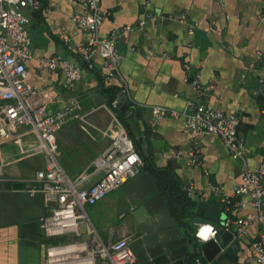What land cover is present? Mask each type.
I'll return each instance as SVG.
<instances>
[{
  "label": "crops",
  "instance_id": "0c3cea01",
  "mask_svg": "<svg viewBox=\"0 0 264 264\" xmlns=\"http://www.w3.org/2000/svg\"><path fill=\"white\" fill-rule=\"evenodd\" d=\"M41 2L40 11L25 10L30 21L33 52V59L27 63L28 82L43 91L48 110L54 113L65 107L72 93L61 86L64 72L42 70L38 59L60 55L69 62L81 64L90 34L74 21L75 15L84 13V4L76 0ZM102 6L109 14L101 35L108 37L113 31L120 35L121 71L128 82L130 107L138 110L130 126L138 138L136 123L141 132L148 133L147 139L157 141L155 147L141 142L145 163L172 170L183 188L192 183L199 193L191 199L193 206L184 218L186 226L172 213L171 217L191 240L200 224L221 225L224 221L245 217L251 212L250 196L239 197L241 206L233 208L210 190L211 186H221L225 194L232 197L242 180L239 162L232 157L222 138L216 134L206 135L201 143V164L192 165L185 156L191 148L185 120L165 118L152 129L150 107L182 111L188 101L197 100L191 81L200 73L204 86L215 87L205 99L207 104L240 118L239 136L246 143L251 167L264 163V84L260 82L264 78V59L257 56L258 52L264 53V0H225V7H221L218 0H102ZM150 12L154 16L147 18ZM160 13L186 14L188 21L198 23L199 27L195 34H190L188 23L161 21L157 16ZM143 19L147 23L140 27ZM66 36L70 38L68 44L63 40ZM187 65L190 66L188 71ZM107 74L102 57L96 55L94 68L84 70L73 94L100 96L103 102L90 111L88 123L72 120L57 138L58 160L66 175L74 180L83 172L89 173L84 188L102 178V172L97 171L93 163L110 145L120 127H124L118 115L106 107L111 95L121 90L119 79L107 80ZM3 118L0 112V122ZM8 128L11 136H0V264H45L49 240L36 222L48 214V202L43 194L29 192V181L45 168L46 151L32 128L16 125ZM178 151L184 155L181 159L176 158ZM151 177L155 181L153 175ZM157 192L168 202L158 187ZM120 201L121 197L111 200L110 205L101 209L103 214L108 212L109 217L119 215L120 218ZM208 205L215 208L218 222L205 216ZM102 225V231L95 227L106 242L130 235L129 223L123 220L114 225L103 219ZM259 232V224L251 225L247 235L240 238L238 248H227L228 252L224 250L211 262L202 252L195 251L192 256L200 254L197 257L202 258L204 264H258L252 244ZM202 244L198 242L196 246ZM193 263L194 259L186 264Z\"/></svg>",
  "mask_w": 264,
  "mask_h": 264
},
{
  "label": "built area",
  "instance_id": "2783aa9c",
  "mask_svg": "<svg viewBox=\"0 0 264 264\" xmlns=\"http://www.w3.org/2000/svg\"><path fill=\"white\" fill-rule=\"evenodd\" d=\"M85 5L84 13L74 17L80 29L88 32L90 38L85 45L81 64L65 60L60 55L38 59L42 70L61 69L64 72L62 88L72 94L64 108L51 113L46 104L43 91L28 82L27 63L33 59L32 39L29 32V18L25 10L40 11L41 0H0V112L4 116L0 136L9 138V126H27L39 136L47 155L44 169L39 170L30 180L29 192L32 195L43 194L48 202V214L40 221L42 235L51 241L45 250V264H136V254L130 247L131 235L118 240L104 241L86 211L88 205H96L114 190L121 188L138 177L144 167V161L137 151L128 131L121 126L110 145L95 159L93 165L102 172V178L88 188L84 184L89 173L83 172L71 180L62 169L57 154V138L62 129L72 120L88 123L90 111L85 112L78 97L73 94L83 78L85 69L94 68V59L100 55L108 68L107 80L118 78L120 93L107 105L113 114L119 109L121 97H129L128 82L121 71L122 58L118 48L119 33L113 31L108 37L101 35L104 22L109 14L102 6V0H76ZM225 7V0H218ZM150 12L146 15L151 18ZM161 21H180L189 24L190 34H195L198 23H190L188 16L157 15ZM146 19L140 21L145 26ZM63 40L70 43L69 37ZM259 59L264 53L258 52ZM187 71L190 66H186ZM202 76L196 73L191 84L197 92L196 101H188L182 111L152 106L150 127L156 126L165 118H183L190 131L191 148L185 155L192 165H200L202 158V140L208 134L220 136L231 153L239 162L242 180L232 197L225 194L224 187L211 186V192L233 208L241 203V196H250V208L245 217L235 221H224L221 225L200 224L195 237L199 243L214 239L220 229L231 230L237 238L247 235L253 224L260 225L258 239L252 244V253L258 264H264V163L252 168L250 156L244 139L239 136L240 118L226 114L207 104L206 97L214 85L204 86ZM187 80H189L187 78ZM264 84V78L260 81ZM264 113V111H263ZM184 155L178 151L176 158ZM187 196L195 199L199 194L190 183L184 187ZM204 197V194H201ZM114 230L111 231L113 236ZM194 264H204L197 257Z\"/></svg>",
  "mask_w": 264,
  "mask_h": 264
},
{
  "label": "water",
  "instance_id": "95a60500",
  "mask_svg": "<svg viewBox=\"0 0 264 264\" xmlns=\"http://www.w3.org/2000/svg\"><path fill=\"white\" fill-rule=\"evenodd\" d=\"M78 100L85 112L95 109L103 102L100 96L88 94L78 97ZM129 107L128 97L122 96L120 111L125 114ZM1 126L0 122V128ZM135 126L141 142L147 147L150 144L155 147L157 141L147 139L148 133L141 132L138 123ZM120 197V217L124 223H129L130 247L136 254L138 264H186L195 251L202 252L211 262L224 250L228 252L227 248L234 249L240 245V239L233 231L220 229L214 239L203 243L201 247L196 246L186 236L187 232L171 217L167 202L157 192V184L148 173H143L124 185ZM208 207L205 216L218 222L220 219L214 216L215 208L210 205ZM38 225L36 222L37 228Z\"/></svg>",
  "mask_w": 264,
  "mask_h": 264
},
{
  "label": "trees",
  "instance_id": "16d2710c",
  "mask_svg": "<svg viewBox=\"0 0 264 264\" xmlns=\"http://www.w3.org/2000/svg\"><path fill=\"white\" fill-rule=\"evenodd\" d=\"M117 95L118 93L111 95L107 103L109 106L111 105L112 101L117 97ZM130 108L131 110L128 113L123 114L118 109L116 110V114L118 115L125 129L128 131L129 135L133 139L135 146L137 148V151L140 153L142 157V154H143L142 149H141L142 143L140 139L137 137L134 129L130 126L133 123V120L135 119V117L137 116L138 110H136V107H133V108L130 107ZM142 171H146L153 175L159 191L168 200L167 204H168L170 214L172 213L181 224L186 226V224L184 223V218L189 215V209L193 206V203L191 199L187 196L183 188V185L181 184L178 177L170 169L155 168L152 166V164L148 162L145 163V161H144V167ZM192 241L195 242V244L198 243L195 236L193 237ZM199 255L200 254L192 256L191 257L192 262H193V259L195 260V258H197V256Z\"/></svg>",
  "mask_w": 264,
  "mask_h": 264
},
{
  "label": "rangeland",
  "instance_id": "374dc122",
  "mask_svg": "<svg viewBox=\"0 0 264 264\" xmlns=\"http://www.w3.org/2000/svg\"><path fill=\"white\" fill-rule=\"evenodd\" d=\"M121 195V188L114 190L112 193H110L104 200L97 203L96 205H88L86 207V211L89 214L91 220L95 224V226L102 231L103 230V219L108 220L114 225H118L122 223V218H119V215H116L114 217H109L108 212H105L103 214L102 210L104 207H107L110 205L111 200H118ZM95 216H98L97 218ZM51 244V241L48 243V245Z\"/></svg>",
  "mask_w": 264,
  "mask_h": 264
},
{
  "label": "flooded vegetation",
  "instance_id": "af4514ba",
  "mask_svg": "<svg viewBox=\"0 0 264 264\" xmlns=\"http://www.w3.org/2000/svg\"><path fill=\"white\" fill-rule=\"evenodd\" d=\"M119 200H120V197H119ZM130 228V227H129ZM130 232H131V230H130Z\"/></svg>",
  "mask_w": 264,
  "mask_h": 264
}]
</instances>
